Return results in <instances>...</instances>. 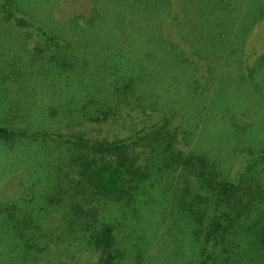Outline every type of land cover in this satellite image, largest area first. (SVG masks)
<instances>
[{
  "label": "trees",
  "instance_id": "obj_1",
  "mask_svg": "<svg viewBox=\"0 0 264 264\" xmlns=\"http://www.w3.org/2000/svg\"><path fill=\"white\" fill-rule=\"evenodd\" d=\"M92 1L93 14L85 17L87 27L105 26L114 38L117 31H123L124 40L129 38L135 45L126 52L119 46L113 67L116 72L120 65L131 69L114 83L111 94L86 96L79 107L68 106L60 116L64 113L70 124L103 122L130 97L137 103L143 98L153 109L162 103L164 114L148 126L109 141L86 137L83 132L32 129L26 121L33 112L14 104L12 118L0 125V144L33 152L36 158L42 152L48 158L59 153L65 168L75 173V186L71 191L64 189L58 178L48 185L52 192L40 193L37 206L11 205L1 210L5 214L0 218V237L11 241L5 248L20 263L28 264L51 242H82L97 251L93 264H119L127 250L113 225L99 219L98 205L131 208L137 196L149 194L150 188L158 186L167 195L174 179L170 195L174 202L178 200L193 242L191 256L181 264H264V133L260 132L264 129L260 125L246 129L260 139L256 138V148L248 150L244 172L226 176L206 152L185 154L178 148L175 131L169 127L176 107L168 99L160 102L163 95L158 92H170L173 83H181L188 101L197 105L210 93L211 103L216 105L228 94L231 69L246 86L257 112L264 115V0ZM0 20L30 29L38 38L29 68L15 73H44L42 68L35 72L36 63L66 77L90 71L86 68L92 66L86 58L87 48L79 57L70 40L24 14L15 0H0ZM45 50L50 52L47 57L42 54ZM99 64L96 69L101 66L104 72L107 63ZM49 116L55 117L53 113ZM20 121L25 125H17ZM52 160L44 161L48 168L44 172L55 178L59 167ZM36 163L33 170L37 173L42 163L38 159ZM28 185L26 190L38 187L32 180ZM56 213L60 223L50 225ZM141 251L135 250L137 261Z\"/></svg>",
  "mask_w": 264,
  "mask_h": 264
},
{
  "label": "rangeland",
  "instance_id": "obj_2",
  "mask_svg": "<svg viewBox=\"0 0 264 264\" xmlns=\"http://www.w3.org/2000/svg\"><path fill=\"white\" fill-rule=\"evenodd\" d=\"M15 3L24 14L43 21L52 31L70 40L79 57L83 49L87 48L89 54L86 58L93 64L86 67L90 70L88 73L76 75V78L55 73L54 68L49 72V66L42 67L39 63L33 65V69L37 72V68H42L44 73H15L19 69L29 68V57L36 54L38 38L30 29L18 28L12 22L0 20V125L12 118L10 109L16 104L33 112L26 121L32 129H46L50 133L83 132L92 139L111 141L148 126L163 116L162 103L153 109L143 98L138 101L139 105L130 97L129 101H121L115 115L106 121H76L70 124L64 113L61 116L60 113L68 106L79 107L86 96L111 94L114 83L131 69L127 64L120 65L117 72L114 69L113 61L118 58V47L122 46L126 52L135 44L129 38L124 40L123 31H117L114 38L113 32L105 31V26L87 27L85 17L93 14L92 0H15ZM73 18L75 22L70 20ZM49 53L48 50L42 52L44 57ZM100 62L107 63L104 72L101 66L96 69ZM228 73L231 82L228 94L216 105L211 103L210 93L197 105L194 101H188L182 95L184 90L181 83H173L170 92H158L163 95L160 102L168 99L176 107L169 127L175 131L178 148L185 154L190 151L206 152L216 160L222 173L234 176L244 172L248 150L256 148L257 139H260L257 138L259 134L249 135L248 127L260 125L264 129V115L261 111L257 112L251 99H248L250 94L238 80L237 73L231 69ZM81 80L84 81L80 83ZM169 93L170 98H164ZM111 98H114L113 94ZM50 113L55 117L49 116ZM17 125L25 123L20 121ZM260 132L264 133V130ZM21 151L10 150L0 144V218L5 214L1 210L11 205L28 209L31 205L37 206L41 202L40 193L52 192L48 185L57 182L58 178L64 189L71 191V187L75 186V173L65 168L64 162L58 159L59 153L48 158L42 152L36 158L33 152ZM51 158L54 165L59 167L55 178L49 177V171L44 172L48 169L45 162ZM37 159L42 166L38 167L39 172L36 173L33 167L37 165ZM262 178L264 183V174ZM30 180L36 181L38 187L26 190ZM174 183L173 179L167 195L158 186L150 188L149 194H139L131 208L120 209L114 204L100 202L97 211L99 219L113 225L116 236L127 250V255L119 264H181L189 259L193 242L189 240V227L179 212L178 200L174 202L170 195ZM59 219L60 215L56 213L49 224L55 226L60 223ZM8 243H11L9 238L0 237V264H22L15 253L5 248ZM72 243L51 242L46 250L38 253V259L34 262L31 259L28 264H54L60 261L67 264H93L96 261L97 251L88 249L82 242ZM137 248L142 249L139 261L136 258L138 254H135Z\"/></svg>",
  "mask_w": 264,
  "mask_h": 264
}]
</instances>
